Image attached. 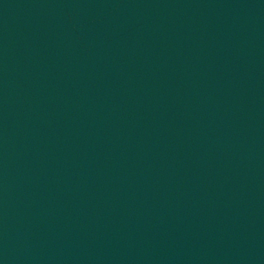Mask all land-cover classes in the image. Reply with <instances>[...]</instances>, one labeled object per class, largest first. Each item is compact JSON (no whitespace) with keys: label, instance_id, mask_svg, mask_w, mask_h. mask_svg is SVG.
Returning a JSON list of instances; mask_svg holds the SVG:
<instances>
[{"label":"water","instance_id":"water-1","mask_svg":"<svg viewBox=\"0 0 264 264\" xmlns=\"http://www.w3.org/2000/svg\"><path fill=\"white\" fill-rule=\"evenodd\" d=\"M0 264H264V0H0Z\"/></svg>","mask_w":264,"mask_h":264}]
</instances>
